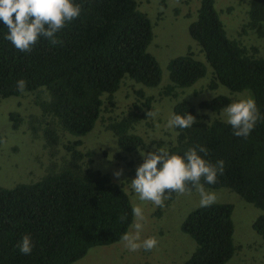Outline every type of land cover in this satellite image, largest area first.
Instances as JSON below:
<instances>
[{"label": "trees", "instance_id": "1", "mask_svg": "<svg viewBox=\"0 0 264 264\" xmlns=\"http://www.w3.org/2000/svg\"><path fill=\"white\" fill-rule=\"evenodd\" d=\"M74 3L81 8L80 16L56 34L59 42L53 45L40 37L30 52H21L4 39L7 28L0 22V100L34 95L41 113L29 127L33 134L43 131L51 158L40 181L13 189L0 187L2 264H73L92 248L120 241L134 223L128 193L93 168L94 154L84 151L82 138L94 129L106 105L114 106L125 81L146 87L160 84L161 68L148 51L153 25L138 0ZM246 30L264 40V0H250ZM189 34L213 70L209 89L249 91L260 118L247 137L235 136L230 125L212 118L233 102L230 97L220 95L199 106L180 101L174 114L189 113L195 122L175 129L176 140L167 153L182 156L189 148L205 146L207 154H199L211 164L223 160L224 169L214 184L202 177L204 189L228 188L264 212V55L228 36L215 0H199ZM168 69L171 85L166 95L175 88L191 87L207 74L205 63L192 53L171 60ZM20 79L25 81L23 91L16 86ZM152 100L146 98L142 108L109 124L107 129L124 152L142 145V138L131 130ZM10 120L15 130L22 123L16 113L10 114ZM62 148L64 154L58 158ZM186 191H195L191 182H186ZM175 193L166 194L171 198ZM232 214L231 204H211L186 218L182 229L197 246L184 264H226L235 255ZM253 229L264 240V214ZM25 235L31 238L30 254L17 247Z\"/></svg>", "mask_w": 264, "mask_h": 264}, {"label": "rangeland", "instance_id": "2", "mask_svg": "<svg viewBox=\"0 0 264 264\" xmlns=\"http://www.w3.org/2000/svg\"><path fill=\"white\" fill-rule=\"evenodd\" d=\"M140 10L146 13L153 25L154 38L148 48L159 63L162 79L156 87H146L132 81H125L114 98V106L107 104L94 129L82 138L84 151L93 152V168L107 175L113 182L123 186L133 206L143 212V229L140 240L154 237L155 247L145 251L143 247L129 251L120 240L108 246H99L88 251L86 256L73 264H184L196 249L195 240L183 231V223L196 209L201 208L199 194L195 191L168 194L162 206L151 201H140L133 193L129 182L135 176L137 166L142 163L140 150L168 151L176 140L175 129L166 127L167 120L174 114V107L183 100L199 106L202 101L217 96H227L236 101L252 97L249 91L231 92L224 86L209 89L213 70L207 63L198 44L189 34V26L195 21L199 0H138ZM215 7L231 38L240 40L247 47H257L264 55V40L254 32L243 28L249 20L250 0H215ZM192 53L204 62L207 74L187 88H175L172 94L164 91L171 85L169 64L171 60ZM137 92H143L144 97ZM146 98H152L144 117L133 126L131 132L142 138V145L132 153L121 150L116 138L107 128L110 123L120 120L131 111L142 108ZM135 104L138 108H135ZM140 107V108H139ZM152 112L153 115H148ZM19 115L22 123L15 130L10 114ZM40 109L34 103V95L11 97L0 100V187L13 189L20 184L40 181L51 162L50 150L46 147L43 131L33 134L29 123L40 117ZM211 115V114H210ZM215 116V117H214ZM212 118L225 121L222 111ZM43 128V126H41ZM68 139H72L68 136ZM73 140V139H72ZM64 154L62 148L58 158ZM121 174L117 177L115 173ZM215 195L212 204L233 206L235 255L226 264H264V240L253 229L258 217L264 212L243 200L228 188L205 189ZM136 222V218H134ZM134 233L131 226L128 231Z\"/></svg>", "mask_w": 264, "mask_h": 264}, {"label": "clouds", "instance_id": "3", "mask_svg": "<svg viewBox=\"0 0 264 264\" xmlns=\"http://www.w3.org/2000/svg\"><path fill=\"white\" fill-rule=\"evenodd\" d=\"M81 8L74 0H0V22L7 28L4 39L21 52H30L40 37L47 38L53 45L57 44V33L65 25L79 17ZM18 90L23 91L25 81H16ZM222 114L225 123L231 126L233 135L247 137L255 127L260 113L253 97L238 99L226 105ZM148 115H153L152 112ZM195 122L193 115L173 114L166 122L169 129H184ZM199 153L207 154L203 145L186 150L183 155L168 154L166 151L140 150L143 157L135 171L134 178L129 182L133 193L140 201H151L155 206L163 205V198L170 190L177 193L186 191V182L199 194L201 207L211 205L215 195L205 191L200 183L203 177L207 184H214L218 173L224 169V161L217 160L215 164L207 162ZM121 173L117 172L118 177ZM136 222L132 224L134 233L125 232L121 240L129 251L143 247L145 251L153 249L157 243L154 237L140 240L143 224V212L139 206L132 207ZM17 247L21 253L32 251L31 238L22 237ZM2 264V262H0Z\"/></svg>", "mask_w": 264, "mask_h": 264}]
</instances>
